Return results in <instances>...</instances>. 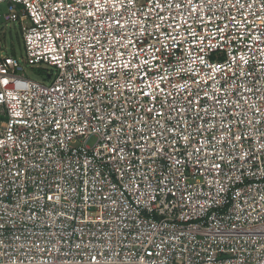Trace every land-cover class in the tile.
Listing matches in <instances>:
<instances>
[{
	"label": "built area",
	"instance_id": "1",
	"mask_svg": "<svg viewBox=\"0 0 264 264\" xmlns=\"http://www.w3.org/2000/svg\"><path fill=\"white\" fill-rule=\"evenodd\" d=\"M0 264H264V0H0Z\"/></svg>",
	"mask_w": 264,
	"mask_h": 264
},
{
	"label": "rangeland",
	"instance_id": "2",
	"mask_svg": "<svg viewBox=\"0 0 264 264\" xmlns=\"http://www.w3.org/2000/svg\"><path fill=\"white\" fill-rule=\"evenodd\" d=\"M7 12L5 7H0V57L13 56L19 62L22 70L19 74L26 79L37 83L48 84L50 80L46 75V66H30L26 63L23 51V42L20 28L17 23H5L2 15Z\"/></svg>",
	"mask_w": 264,
	"mask_h": 264
}]
</instances>
